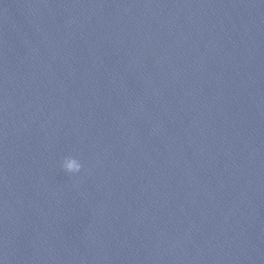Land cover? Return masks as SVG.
<instances>
[{
  "label": "water",
  "instance_id": "1",
  "mask_svg": "<svg viewBox=\"0 0 264 264\" xmlns=\"http://www.w3.org/2000/svg\"><path fill=\"white\" fill-rule=\"evenodd\" d=\"M0 264H264V0H0Z\"/></svg>",
  "mask_w": 264,
  "mask_h": 264
},
{
  "label": "clouds",
  "instance_id": "2",
  "mask_svg": "<svg viewBox=\"0 0 264 264\" xmlns=\"http://www.w3.org/2000/svg\"><path fill=\"white\" fill-rule=\"evenodd\" d=\"M62 167L68 173H78L81 171L83 165L79 159L74 156L65 157L62 163Z\"/></svg>",
  "mask_w": 264,
  "mask_h": 264
}]
</instances>
